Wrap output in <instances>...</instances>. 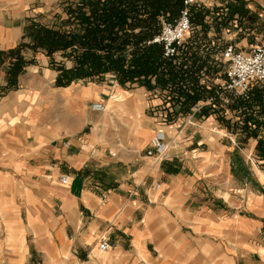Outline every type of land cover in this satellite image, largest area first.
Instances as JSON below:
<instances>
[{
    "label": "crops",
    "instance_id": "crops-1",
    "mask_svg": "<svg viewBox=\"0 0 264 264\" xmlns=\"http://www.w3.org/2000/svg\"><path fill=\"white\" fill-rule=\"evenodd\" d=\"M76 8L0 0V264H31L30 249L41 264H264V88L190 117L198 97L178 104L161 94L172 73L58 86L60 69L75 62L69 50L34 45L31 27L79 30ZM260 15L251 46L264 41ZM16 56L24 65L13 75ZM96 101L105 111L91 110ZM155 131L167 160L146 155ZM10 211L24 212V221L13 216L17 230Z\"/></svg>",
    "mask_w": 264,
    "mask_h": 264
},
{
    "label": "trees",
    "instance_id": "trees-1",
    "mask_svg": "<svg viewBox=\"0 0 264 264\" xmlns=\"http://www.w3.org/2000/svg\"><path fill=\"white\" fill-rule=\"evenodd\" d=\"M122 0H79L74 11V18L80 29L74 31L54 30L33 24L32 37L34 45L44 49L48 55L55 51H64L74 60L71 69L61 68L56 80L58 86L82 78L101 79L105 73H113L120 82H145L149 75L156 71L160 62L161 48L158 45H143L142 42L152 37L155 32L152 23L161 8L173 7L175 10L182 5V0H152V11L147 17L127 23V18L136 19L135 5L122 3ZM125 6V7H124ZM88 7L89 13L84 11ZM134 26L145 28L137 34L129 33ZM140 29V30H142ZM133 37V49L130 58L126 57V47ZM14 51H9V55ZM24 62L19 56L12 66V74L16 75L23 69Z\"/></svg>",
    "mask_w": 264,
    "mask_h": 264
},
{
    "label": "built area",
    "instance_id": "built-area-1",
    "mask_svg": "<svg viewBox=\"0 0 264 264\" xmlns=\"http://www.w3.org/2000/svg\"><path fill=\"white\" fill-rule=\"evenodd\" d=\"M199 1L182 0V7L174 17L160 14L157 32L142 42L143 45H158L161 48V66L155 76L166 78L170 73L173 74V77L166 81L164 91L161 93L166 96L164 98H174L180 104L188 96L196 97L194 95L200 94L202 89L205 93L209 92L205 98L199 95L198 99L190 104V117L206 107L225 108L236 100L246 101L254 87L264 88V41L248 50L239 49L231 41L225 42L222 50L216 54L219 55L224 66V74L221 78L211 81L210 76L206 78L204 74L197 75L194 69L185 70L186 59L182 57L183 53H180V49L184 46L186 34L191 28V8ZM210 55L212 54L209 49H202L198 61L210 62L212 57ZM90 108L92 111L100 112L105 109V105L102 101H96ZM65 143L68 144L67 141ZM146 155L155 156L159 161L169 159V146L163 132L155 131L152 134ZM59 180L62 184L68 183L65 175L59 176ZM152 187L156 189L158 185L153 184ZM98 247L99 250L106 251L109 249V244L103 240Z\"/></svg>",
    "mask_w": 264,
    "mask_h": 264
},
{
    "label": "rangeland",
    "instance_id": "rangeland-1",
    "mask_svg": "<svg viewBox=\"0 0 264 264\" xmlns=\"http://www.w3.org/2000/svg\"><path fill=\"white\" fill-rule=\"evenodd\" d=\"M151 2L152 0H122L121 5L124 4L126 8L128 7V4L129 6L135 5L136 7H133V9H137L135 14L136 19L134 21L133 19L128 20V23L134 24L136 20L146 18L148 13L152 11L153 6ZM250 2H254L255 4L248 6ZM78 3L79 0H75V4L77 5ZM181 7L182 5L174 11L171 10L173 7L165 6V8H161L158 14L154 17L155 19L152 23L155 30L154 33L157 32L160 14L174 17L178 14ZM262 9H264V0H200L193 5L190 12L191 28L186 34L184 46L180 49V53H183L182 57H185L186 59L187 68L185 70L191 71L194 69L193 71L196 72L197 75L200 73L201 75L204 74L206 78L211 77V81L221 78L224 74V66L219 55L216 54L222 50L223 44L232 38L231 29L234 26H237L236 30H238L237 33H234V36L238 37V44H236L237 47L241 50H248L251 48V45H253L252 43L257 41L255 37L260 38V34L262 33V30L255 29L258 26V21H260V13L262 12ZM241 38L245 42L244 44L239 43L241 41L239 39ZM202 49H209L212 54L210 55L212 56L210 62L207 60L198 61ZM160 63L161 61L157 65L156 71L161 66ZM201 91L200 94H195L194 96L198 97L201 95L204 98L208 96V91L206 93L204 92V89ZM10 207L12 206L10 205ZM1 215L4 216L3 213ZM15 215L18 217L20 216L21 221H24L25 215L23 211L20 212V214L17 212L14 215L10 211L9 215H7L10 218L8 220L10 228L17 230L13 225V216ZM2 222L3 221L0 217V225ZM31 240V236L26 238L27 245L31 246ZM30 250L31 253H33L31 255L32 260L30 263L41 264L40 256L35 254L32 249Z\"/></svg>",
    "mask_w": 264,
    "mask_h": 264
},
{
    "label": "bare ground",
    "instance_id": "bare-ground-1",
    "mask_svg": "<svg viewBox=\"0 0 264 264\" xmlns=\"http://www.w3.org/2000/svg\"><path fill=\"white\" fill-rule=\"evenodd\" d=\"M71 92H72V91H71ZM76 92H77V91H76ZM73 94H74V93H73ZM76 94H77V93H76ZM104 111H105V110H104ZM108 113H109V111H108ZM113 113H114V112H113ZM113 113H112V114H113ZM114 114H115V113H114ZM114 114H113V115H114ZM130 115H131V114H130ZM118 120H119V119H118ZM120 123H121V122H120Z\"/></svg>",
    "mask_w": 264,
    "mask_h": 264
}]
</instances>
